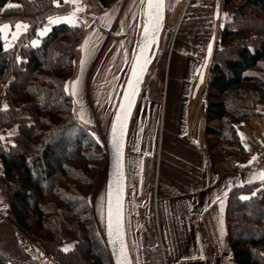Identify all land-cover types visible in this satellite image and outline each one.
<instances>
[{
	"label": "trees",
	"instance_id": "16d2710c",
	"mask_svg": "<svg viewBox=\"0 0 264 264\" xmlns=\"http://www.w3.org/2000/svg\"><path fill=\"white\" fill-rule=\"evenodd\" d=\"M63 2L0 0V24H29L20 37L25 47L5 50L0 39V192L8 203L0 218V264H43L20 243L19 232L60 264H113L91 201L107 146L79 122L74 98L64 90L84 28L61 22L39 45L30 43L48 16L66 13ZM224 2L233 13L216 44L214 37L204 113L218 172L237 167L235 157L245 151L238 124L264 103V0ZM11 74L15 78L3 90ZM226 219L237 264H264V184L232 188Z\"/></svg>",
	"mask_w": 264,
	"mask_h": 264
},
{
	"label": "crops",
	"instance_id": "0c3cea01",
	"mask_svg": "<svg viewBox=\"0 0 264 264\" xmlns=\"http://www.w3.org/2000/svg\"><path fill=\"white\" fill-rule=\"evenodd\" d=\"M181 4L167 0V10ZM219 16L220 3L217 20ZM177 61L176 67L146 77L132 118L137 126L133 143L134 123L130 126L126 226L133 263L145 264L141 241L145 236L147 244L152 242L158 228L169 264H237L228 235V196L236 186L260 181L252 173L264 169V105L238 126L241 143L250 153L239 154L236 168L218 172L204 133L207 87L195 93L197 71ZM161 135L163 141L167 135L168 143L160 151ZM254 154L258 157L252 164L241 166ZM7 211L0 192V218H6ZM21 244L42 263L44 258L48 264H60L32 241Z\"/></svg>",
	"mask_w": 264,
	"mask_h": 264
},
{
	"label": "rangeland",
	"instance_id": "374dc122",
	"mask_svg": "<svg viewBox=\"0 0 264 264\" xmlns=\"http://www.w3.org/2000/svg\"><path fill=\"white\" fill-rule=\"evenodd\" d=\"M78 2L83 8L82 11L77 13V19L80 21L77 26H83L84 28L81 44L85 41L86 37L89 38V47L91 48L92 46H94V51H92L90 55L86 56L84 68L81 72L80 59L82 56H85V52L81 50V53L76 60L75 70L68 81L74 80L78 75L81 77L78 100L83 103L87 118L90 119V122L84 123L80 120V105L76 102V97H73L74 110L76 111L79 122L89 128L92 134H95L94 137L101 144L106 146L114 112L118 104L124 83L126 81L131 62L137 50L140 29L143 24V4L141 3V0H117L113 5H110L109 1L103 3L102 0H78ZM219 3L220 16L216 21V27L214 31V37L216 39L215 44L219 39L225 21L228 20V18L232 16L233 13L232 7L225 4L224 0H219ZM62 6L65 7V10H67L66 13L63 15L55 14L53 16H64L76 7V5L73 3L66 4L65 2H63ZM180 9L181 8L178 5H176L173 10H171V8L167 10L166 8V18L164 21L160 47L148 71L147 76L149 74H151L152 76L154 74V76H156L161 70L163 71L169 67H176L177 60L179 65H183L184 68H187L192 72L194 70L196 72L200 64H204L205 62L203 61L202 63H199L198 48L195 42H193L191 45H187L186 43H184V41L181 40L183 38L178 37L177 39H175L174 47H171L173 41V33L180 14ZM106 12L109 13L110 26H107L103 22V14ZM225 13L227 15H225ZM1 19L2 18H0V20ZM85 21L87 22L86 26L84 23ZM3 23L8 22L4 21ZM16 23H9V40L11 41V47L8 48L9 50H11L16 43L20 44V48L23 46L25 47V45L28 44L27 42H22L20 38L24 37L26 30H21L20 35L17 37V39L11 40V32L16 30ZM23 23H26L29 28V24L27 22ZM46 24H48V20L45 22L43 27ZM52 26L53 25H50V29ZM33 39H39L41 41V37L39 35L34 36L32 40ZM208 76L209 64L206 69L205 80L201 85L204 88L207 87ZM196 77L198 78V75ZM14 78L15 77L13 74L9 76L3 86V90H7L8 84L11 83ZM197 78H195L196 81ZM261 104L264 105L263 102H260L258 106ZM258 106L256 109V113L253 116L257 114ZM132 122L134 124L131 128L132 139L130 140L133 143L135 136L134 132H136L137 126H135L136 122H134L133 120ZM239 125L240 123L238 124V126ZM239 127L237 128L240 132ZM167 143V135L164 136V141L163 135H161L160 151L162 148V144L164 145V148L167 149ZM242 147L245 150L244 154L250 153L251 148L248 149L243 145V143ZM166 149L164 150V154H166ZM262 151L264 152L263 148ZM239 154L242 153H237L235 162L239 159ZM106 160L107 162L104 173L102 174V177L97 183V186L95 187L94 192L91 196V201L95 209L97 222L103 233L105 230L104 214L108 154ZM141 225H144V229L145 222L143 221ZM246 231L248 230H245V233ZM18 237L21 243L23 241H30L24 235H20ZM143 239L144 240L141 241V246H144L148 242L145 240V236ZM67 245L70 246V244ZM33 249L35 250V248ZM45 256L50 257L47 254ZM43 264H48L44 258Z\"/></svg>",
	"mask_w": 264,
	"mask_h": 264
},
{
	"label": "snow or ice",
	"instance_id": "6c2138e0",
	"mask_svg": "<svg viewBox=\"0 0 264 264\" xmlns=\"http://www.w3.org/2000/svg\"><path fill=\"white\" fill-rule=\"evenodd\" d=\"M66 4L73 3L76 5L72 11L68 12L64 16H48V24H46L42 29H38V35L43 37L49 30L50 25H56L61 22H65L73 27L77 26L80 21L77 19V13L82 11L83 8L79 4L78 0H64ZM52 3L58 4L59 0H52ZM143 4L142 14H143V31L141 33V38L139 42V53L134 56V62L131 64V76L128 80L127 89L124 92V97L120 103L119 110L115 113V117L111 123V143L114 149V167H115V186L110 182L107 189V236L109 242L118 248V253L116 255V264H129L128 249L124 239V226H123V186L121 180L123 179V169H124V133L126 128V123L128 116L131 112L132 105L134 102L135 95L138 91L139 83L141 80V75L144 72L147 63L149 62L148 56L145 54L146 50L155 43L158 36V32L161 26V21L163 19V9L165 7L164 0H141ZM219 15V11H217ZM225 15H227L225 13ZM103 22L110 26L109 13L103 14ZM86 26V21L84 22ZM16 30L11 32V40L17 39L20 35L21 30H27L28 25L23 22H17L15 25ZM9 23L0 24V39L4 40V48L11 47V41L9 40ZM39 39H33L31 41L32 46H37L40 44ZM90 39L85 38V41L79 46L82 51L85 52V56L80 59L81 72L83 71L86 56L90 55L94 51V46L89 47ZM208 53L212 52V43L208 44ZM21 58L17 57V62H20ZM206 63V60H205ZM203 65L201 66V68ZM200 73L201 79H203V73L200 68L196 70ZM81 77L78 75L74 80L64 83V90L69 92L73 97L77 98V103H79V118L84 123H89L90 119L87 118V114L84 109L82 102L78 100L80 93ZM8 105L4 104L3 108L7 109ZM11 134V133H10ZM93 135H95L93 133ZM4 137L0 135V140ZM247 147V145H245ZM256 160V156H253L248 164H251ZM243 166V165H241ZM253 179H258L264 184V169L260 170L258 173H252ZM226 195V193H225ZM219 199V198H218ZM240 199L246 200L247 196H241ZM223 202H221L222 205ZM69 245L64 246L63 251L67 252L69 250Z\"/></svg>",
	"mask_w": 264,
	"mask_h": 264
},
{
	"label": "built area",
	"instance_id": "2783aa9c",
	"mask_svg": "<svg viewBox=\"0 0 264 264\" xmlns=\"http://www.w3.org/2000/svg\"><path fill=\"white\" fill-rule=\"evenodd\" d=\"M217 9L218 0H182L180 14L173 33V42L178 37L195 42L198 48L199 63L204 61L208 44L213 39ZM155 235L152 242L142 247L145 264H169L158 228Z\"/></svg>",
	"mask_w": 264,
	"mask_h": 264
},
{
	"label": "water",
	"instance_id": "95a60500",
	"mask_svg": "<svg viewBox=\"0 0 264 264\" xmlns=\"http://www.w3.org/2000/svg\"><path fill=\"white\" fill-rule=\"evenodd\" d=\"M164 3H165V7L163 9V19L161 21V26H160V29H159V32H158V36L156 38L155 43H153L151 45V47L146 50L145 54L148 56L149 62L147 63L146 68H145L144 72L141 75V80H140V83H139L138 91H137V93L135 95L134 102H133V105H132V109H131V112H130V114L128 116L127 123H126V128H125V133H124V169H123V179L121 180V184L123 186V226H124V233H125L124 239H125V243H126L127 249H128L129 264H134V263H133V259H132L130 248H129L127 226H126V202H127V188H128V172H127L128 136H129V131H130V126H131L133 114H134V111L136 109L137 103L139 101V98H140V95H141V92H142V89H143L144 82L146 80L148 71H149V69H150V67H151V65H152V63H153V61H154V59H155V57H156V55L158 53L159 47H160L161 38H162V31H163V27H164V21H165V18H166L167 0H164ZM216 17H218L217 14H216ZM143 19H144V17H143ZM142 31H143V24H142V27L140 29L139 42H140ZM139 42H138L137 50H136V53L134 54V56L138 55V53H139ZM213 42H214V38L211 41L212 49H213ZM210 55L211 54H209L208 50H207V54H206V58H205L206 63L204 62L202 68H201L202 65L199 66V68L201 69V71L203 73V79H201L200 73L197 72L198 81H197L196 86H195V93L197 92V90L199 89V87L202 85V83L205 80L206 69H207V65H208L209 59H210ZM133 62H134V57H133V60H132L131 64ZM130 76H131V65H130V68H129V71H128V75H127L126 81L124 83V86H123V89H122V92H121V95H120V98H119V101H118V104L116 106L113 119L115 117V113L119 110L120 103L123 100L124 92L127 89V84H128V80H129ZM106 146H107V154H108V166H107V180H106V192H105V214H104V219H105L104 228H105V230H104V235H105V240H106V243H107L108 250H109L111 258H112V262H113V264H116V255L118 253V248L114 247L109 242V238L107 236V205H106L107 189H108V186H109L110 182L113 184V186H115V180H116L115 167H114L115 153H114V149H113V146H112V143H111V126H110V130H109V133H108ZM253 156H256V158H257L258 154L252 155L248 160H246L245 162H242L241 165H243V166L250 165V164H248V161Z\"/></svg>",
	"mask_w": 264,
	"mask_h": 264
}]
</instances>
